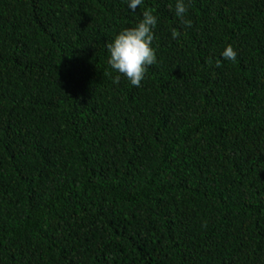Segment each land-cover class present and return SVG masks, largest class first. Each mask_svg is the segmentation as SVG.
I'll list each match as a JSON object with an SVG mask.
<instances>
[{
	"label": "trees",
	"instance_id": "1",
	"mask_svg": "<svg viewBox=\"0 0 264 264\" xmlns=\"http://www.w3.org/2000/svg\"><path fill=\"white\" fill-rule=\"evenodd\" d=\"M185 2L0 0V264H264V0Z\"/></svg>",
	"mask_w": 264,
	"mask_h": 264
},
{
	"label": "clouds",
	"instance_id": "2",
	"mask_svg": "<svg viewBox=\"0 0 264 264\" xmlns=\"http://www.w3.org/2000/svg\"><path fill=\"white\" fill-rule=\"evenodd\" d=\"M143 3L144 0H128V7L135 12L137 7H141ZM189 7L190 3H186L185 0H176L175 15L180 19L181 24L188 28L192 27V21L185 19ZM142 17L136 26L124 28L114 41L106 45L110 53L108 63L118 73L113 79L114 83L118 84L121 76H124L133 86L139 87L149 68L157 63V50L152 45L158 17L151 8L143 11ZM171 32L173 39H178L181 35L176 28H172ZM237 55L232 45H228L222 53L225 60L232 62L236 61ZM216 66H221L219 61Z\"/></svg>",
	"mask_w": 264,
	"mask_h": 264
}]
</instances>
